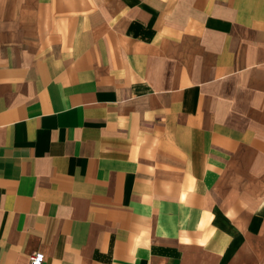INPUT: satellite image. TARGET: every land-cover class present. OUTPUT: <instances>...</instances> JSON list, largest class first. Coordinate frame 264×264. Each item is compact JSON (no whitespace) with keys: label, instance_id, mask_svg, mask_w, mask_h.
Listing matches in <instances>:
<instances>
[{"label":"crops","instance_id":"1","mask_svg":"<svg viewBox=\"0 0 264 264\" xmlns=\"http://www.w3.org/2000/svg\"><path fill=\"white\" fill-rule=\"evenodd\" d=\"M264 264V0H0V264Z\"/></svg>","mask_w":264,"mask_h":264},{"label":"built area","instance_id":"2","mask_svg":"<svg viewBox=\"0 0 264 264\" xmlns=\"http://www.w3.org/2000/svg\"><path fill=\"white\" fill-rule=\"evenodd\" d=\"M44 256L41 253L32 254L29 257V264H43Z\"/></svg>","mask_w":264,"mask_h":264}]
</instances>
